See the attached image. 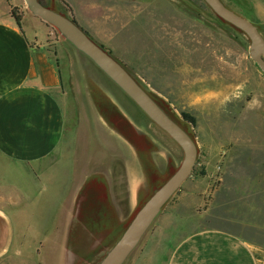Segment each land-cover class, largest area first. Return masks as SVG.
<instances>
[{
    "label": "rangeland",
    "instance_id": "374dc122",
    "mask_svg": "<svg viewBox=\"0 0 264 264\" xmlns=\"http://www.w3.org/2000/svg\"><path fill=\"white\" fill-rule=\"evenodd\" d=\"M67 1L89 26L85 11L89 0ZM135 1L140 2L136 11L139 26L131 34L124 33L121 39L111 41V46L95 43L109 51L141 88L185 127L197 150L191 174L160 210L172 211L173 216L166 219L168 228L155 229L157 224L152 220L121 263L165 264L176 240L196 230V226L208 225L201 219L206 207H193L197 199L187 196L176 202L182 191L191 188L192 179H199L194 189L200 195L205 184L212 183L205 180L201 184L202 171L209 164L249 162L262 168L264 72L250 57L247 35L216 15L205 0ZM220 1L256 26L264 39V2L254 5L252 0ZM42 2L77 23L65 0ZM104 2L121 8V18L128 19L125 11L130 0ZM3 5L21 19L26 12L29 27L37 37L44 36L50 44L62 40L74 47L58 29L35 17L24 0H4ZM106 29L110 25L97 23L95 27L100 37L107 36ZM106 81L111 83L108 78ZM113 83L109 84L111 94L118 105L114 104L144 134L139 155L147 185L140 191L136 206L119 221L116 198L102 176L88 178L82 201L74 204L57 196L58 187L29 185L24 168L0 161V182L4 184L0 185V264H99L137 211L179 168L184 159L182 148ZM147 142L152 144L151 150H147ZM217 171L214 169L212 174ZM215 184L208 189L210 192ZM72 206L78 211L69 218Z\"/></svg>",
    "mask_w": 264,
    "mask_h": 264
},
{
    "label": "crops",
    "instance_id": "0c3cea01",
    "mask_svg": "<svg viewBox=\"0 0 264 264\" xmlns=\"http://www.w3.org/2000/svg\"><path fill=\"white\" fill-rule=\"evenodd\" d=\"M3 1L0 0V161L24 168L29 185L58 187L57 196L74 204L82 201L88 178L102 176L116 198V217L119 221L125 219L147 185L139 155L144 134L119 111L109 85L114 81L90 57L62 40L50 44L44 36L37 37L29 27V15L24 12L18 24ZM104 1H88L85 11L89 26L68 4L92 41L111 46V41L121 39L124 33L131 34L139 26V1L130 0L125 11L127 20L121 18V8L106 6ZM258 1L264 2L252 0L254 5ZM97 23L110 25L106 37L96 33ZM95 90L110 103L115 115L102 114L92 95ZM150 144L147 142V150L153 148ZM152 161L156 163L154 158ZM260 166L228 161L209 164L202 171L201 184L205 180L212 183L205 184L200 195L194 189L199 179H192L195 181H191V188L182 191L176 202L187 196L197 199L193 207H206L201 219L208 225L196 226V230L176 240L165 264H264V164ZM214 169L218 170L216 175L212 174ZM53 187L48 190L50 194ZM77 211L70 207L67 217H75ZM163 212L153 219L155 229L168 228L166 221L173 216L172 211Z\"/></svg>",
    "mask_w": 264,
    "mask_h": 264
},
{
    "label": "water",
    "instance_id": "95a60500",
    "mask_svg": "<svg viewBox=\"0 0 264 264\" xmlns=\"http://www.w3.org/2000/svg\"><path fill=\"white\" fill-rule=\"evenodd\" d=\"M205 1L216 15L247 35L251 41L250 57L264 72V39L256 26L228 9L220 0ZM24 2L35 17L58 29L77 49L90 57L184 152V159L179 168L137 211L122 236L99 263L121 264L150 222L191 174L197 156L195 143L166 115L131 75L112 56L93 42L77 23L45 7L38 0H24Z\"/></svg>",
    "mask_w": 264,
    "mask_h": 264
},
{
    "label": "trees",
    "instance_id": "16d2710c",
    "mask_svg": "<svg viewBox=\"0 0 264 264\" xmlns=\"http://www.w3.org/2000/svg\"><path fill=\"white\" fill-rule=\"evenodd\" d=\"M40 3H42L45 7H47V8H49V9H51V10H53V11H55L56 12V10L55 9H53V8H51V7H49L48 5H46L44 2H42V0H38ZM65 5V7L68 9V11L71 13V9H70V7H68L66 4H64ZM11 16L15 19V21L19 24L20 23V21H21V17L20 16H18V15H16L14 12H13V10H11ZM69 19V18H68ZM70 20H72L74 23H76L72 18L70 19ZM85 32V31H84ZM86 33V32H85ZM87 34V33H86ZM88 35V34H87ZM99 47H101L103 50H104V48L102 47V46H99ZM104 51H106L110 56H111V54H110V52L109 51H107V50H104ZM120 64V63H119ZM121 66H122V64H120ZM123 67V66H122ZM124 68V67H123ZM125 69V68H124ZM126 70V69H125ZM127 71V70H126ZM128 72V71H127ZM129 73V72H128ZM140 87H142L140 84H138ZM143 88V87H142ZM145 91V90H144ZM92 95H93V98H94V101L96 102V104H97V106H98V108L101 110V112H102V114L103 115H105V113L106 114H109L110 112H112V113H114L115 112V110H114V108H112V107H110V103L108 104L107 102H106V100H104V98L103 97H101L96 91H93V93H92ZM149 95V94H148ZM150 96V95H149ZM155 102H156V104L166 113V115L170 118V119H172L182 130H184L187 134H188V132H187V130L185 129V127L184 126H182L181 124H179L176 120H174V118L163 108V106L154 98V97H152V96H150ZM192 120V119H191ZM189 135V134H188ZM145 168H148V167H146L145 166ZM148 170H149V168H148Z\"/></svg>",
    "mask_w": 264,
    "mask_h": 264
}]
</instances>
